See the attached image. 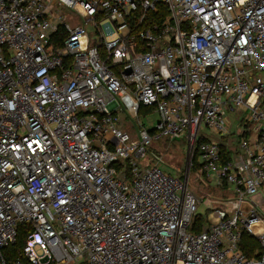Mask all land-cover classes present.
<instances>
[{"label":"built area","instance_id":"2783aa9c","mask_svg":"<svg viewBox=\"0 0 264 264\" xmlns=\"http://www.w3.org/2000/svg\"><path fill=\"white\" fill-rule=\"evenodd\" d=\"M165 139L232 190L199 231ZM0 264H264V0H0Z\"/></svg>","mask_w":264,"mask_h":264},{"label":"rangeland","instance_id":"374dc122","mask_svg":"<svg viewBox=\"0 0 264 264\" xmlns=\"http://www.w3.org/2000/svg\"><path fill=\"white\" fill-rule=\"evenodd\" d=\"M64 14L69 22L70 27H74L76 24H79L78 15L71 9L64 7ZM117 120L115 121V126L122 130L126 131L130 138H135L137 136L136 119L128 115L125 111L116 110ZM150 119L156 117L155 114H151ZM141 125H149L147 122L148 119L143 116H139L138 119ZM202 133V131H200ZM206 137L211 141H216L217 143H224L230 149L231 154L238 151L240 147V135L239 134H228L224 137H214L211 134L204 133ZM163 145H154V149L159 148L158 153L160 152L161 161L157 163L165 173L173 177H179L183 180L186 174L187 187L199 200L196 204V210L194 216L196 215L201 219L202 223L207 225L208 221L213 220V216L210 213V209L215 205L214 200L211 203H207L208 198L213 199L215 197H223L226 195H231L232 190L226 187H216L207 184L205 181H201L195 169L192 166L187 164L189 157L186 153L187 143L184 139H174L169 140L165 139L162 142ZM253 197L257 198L259 195L254 193Z\"/></svg>","mask_w":264,"mask_h":264},{"label":"trees","instance_id":"16d2710c","mask_svg":"<svg viewBox=\"0 0 264 264\" xmlns=\"http://www.w3.org/2000/svg\"><path fill=\"white\" fill-rule=\"evenodd\" d=\"M166 13H167L166 6L164 4H159V5H157L156 10H153V11L149 12L148 14L151 16L152 22H160L163 20ZM53 38L55 39L56 35H54ZM195 160H196V153L194 152L193 156H192V162H193L192 167L195 169V173H197L198 177H200V180L207 182L206 180L202 179L204 177L203 175L198 174L197 164H196ZM179 177L181 178V175ZM202 224L203 223H202L201 219L195 215V216H193L192 223H191L189 229L191 231H199L202 229ZM24 233H25L24 227H20L18 230V234L16 236L15 242L5 249L6 257L8 259H11V258H14V257L20 255V248H21L22 243H23ZM239 247H240L241 251L246 256H249V257L253 256V255H258V253L260 252V246H259L258 242L256 241V239L253 236H251L247 232H243L241 234V238L239 241Z\"/></svg>","mask_w":264,"mask_h":264},{"label":"water","instance_id":"95a60500","mask_svg":"<svg viewBox=\"0 0 264 264\" xmlns=\"http://www.w3.org/2000/svg\"><path fill=\"white\" fill-rule=\"evenodd\" d=\"M187 162H188V160H187ZM186 181H187V179H186V174H185V177L183 179V183H186Z\"/></svg>","mask_w":264,"mask_h":264}]
</instances>
